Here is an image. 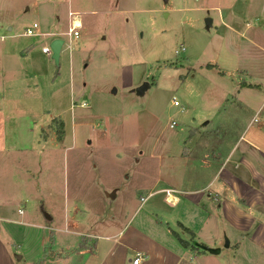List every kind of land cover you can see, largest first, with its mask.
Here are the masks:
<instances>
[{"label":"rangeland","instance_id":"obj_1","mask_svg":"<svg viewBox=\"0 0 264 264\" xmlns=\"http://www.w3.org/2000/svg\"><path fill=\"white\" fill-rule=\"evenodd\" d=\"M72 1L78 5L74 9H109L112 17L97 13L87 27V43L83 35L71 40L58 65L41 52V37L21 33L27 25L46 22L45 14L53 7L66 32L63 0L40 5L15 30L0 32L15 36L5 37L4 49L24 45L30 57L16 52L22 68L13 66L7 76L0 75V152H50V164L43 170V199L55 213L65 196L99 209L110 186L120 191L114 207L119 211L123 200L137 198L135 187L153 178L155 162L147 156L179 152L188 138L189 120L208 99L205 86H214L208 75L192 74L198 63L264 74V0ZM27 2L31 5L32 0ZM88 18L84 16L85 25ZM64 37L67 45L70 38L67 33ZM182 45L185 49L178 53ZM15 63L12 57L4 59L8 67ZM25 74L34 75L35 82ZM28 82L38 88L29 89ZM136 82L151 86L137 96L129 90ZM172 121L175 126L170 128ZM39 132L51 139L40 145ZM63 152H68L65 164ZM133 152H142L139 164L133 162Z\"/></svg>","mask_w":264,"mask_h":264},{"label":"crops","instance_id":"obj_2","mask_svg":"<svg viewBox=\"0 0 264 264\" xmlns=\"http://www.w3.org/2000/svg\"><path fill=\"white\" fill-rule=\"evenodd\" d=\"M27 1L0 0V32H12L20 19L51 2L32 0L30 5ZM63 3L67 13L62 20L67 30L70 13L79 15L77 38L68 35L66 45L67 31L59 27L61 15L57 7L47 10L46 22H34L39 29L32 35L42 38L41 47L54 38L63 39L59 63L62 51L71 47V40L83 35L87 43V27L95 21L93 17L99 16L97 13L112 17L109 9L81 10L74 9L78 5L72 0ZM84 16L90 17L86 25ZM7 34H0V75L6 76L8 68H22L16 52L22 58L29 57L24 45L8 49L1 46L6 36L9 40L15 38ZM21 35L32 37L24 31ZM184 49L182 45L178 53ZM6 57H12L17 64L8 67L4 64ZM196 66L198 72L192 68V74L208 75L214 86H205L208 99L197 117L189 120L188 138L179 152H151L147 156L155 162L153 178L135 187L137 198L123 200L119 211L114 207L120 191L110 186L104 189L99 209L65 196L55 213L43 199V170L47 171L50 164V152H0V264H132L137 253L141 254L139 264L264 261V74L236 67L223 69L210 62ZM211 72L214 76L210 77ZM24 77L35 82L32 74ZM31 82L27 83L29 89H37V83ZM147 83L149 88L151 83ZM139 86L141 82L131 83L129 90L140 96L136 91ZM3 101L0 91V123ZM172 122L170 128L175 126L171 127ZM41 133L40 145L51 139ZM65 135L57 140L61 142ZM63 153L65 164L68 152ZM132 160L139 164L142 152H133ZM168 194L174 200H168ZM172 231L187 245H182ZM216 249L218 253L210 251Z\"/></svg>","mask_w":264,"mask_h":264},{"label":"built area","instance_id":"obj_3","mask_svg":"<svg viewBox=\"0 0 264 264\" xmlns=\"http://www.w3.org/2000/svg\"><path fill=\"white\" fill-rule=\"evenodd\" d=\"M70 17H71V22H70V25L68 27V30H67V35L69 36H72L74 38H77L78 36V30L80 29L81 27V21H80V18H79V15L77 13H70ZM76 20H79L78 24H76ZM39 29V26L37 23H33L31 26L29 27H26L24 29V33L26 35H35V34H38L37 30ZM50 42L51 40L49 41V43H47L45 46H42L41 47V52L46 55L47 57L51 58V55H52V50H51V47H50ZM173 104L174 105H178V101H176L174 98H173ZM175 125L174 122H172L171 124V127H173ZM141 261V254L140 253H137L136 256L133 258L132 260V264H139V262Z\"/></svg>","mask_w":264,"mask_h":264},{"label":"water","instance_id":"obj_4","mask_svg":"<svg viewBox=\"0 0 264 264\" xmlns=\"http://www.w3.org/2000/svg\"><path fill=\"white\" fill-rule=\"evenodd\" d=\"M205 23H206L207 27H210L211 26V19L210 18H206L205 19ZM62 44H63V39H61V38H54L50 42V47H51V50H52L51 58L53 59V61L57 65L59 63V56H60V51H61ZM147 87H148V83L145 82L144 84L139 86L136 91L138 93H142V92H144V90L147 89ZM210 251L213 252V253H218L219 252L218 249L210 250Z\"/></svg>","mask_w":264,"mask_h":264},{"label":"trees","instance_id":"obj_5","mask_svg":"<svg viewBox=\"0 0 264 264\" xmlns=\"http://www.w3.org/2000/svg\"><path fill=\"white\" fill-rule=\"evenodd\" d=\"M207 67H211V65H210V64H207ZM60 136H61V133H60L59 137H60ZM59 139H60V138H59ZM172 233H173V234L179 239V241H180V243H181L182 245H184V246L187 245L186 241L182 240V239L178 236V234H177L176 232L172 231ZM36 264H40V262H37Z\"/></svg>","mask_w":264,"mask_h":264},{"label":"bare ground","instance_id":"obj_6","mask_svg":"<svg viewBox=\"0 0 264 264\" xmlns=\"http://www.w3.org/2000/svg\"><path fill=\"white\" fill-rule=\"evenodd\" d=\"M78 22H79V20H76V24H78ZM167 197H168V200H174V197L172 196V195H167Z\"/></svg>","mask_w":264,"mask_h":264}]
</instances>
